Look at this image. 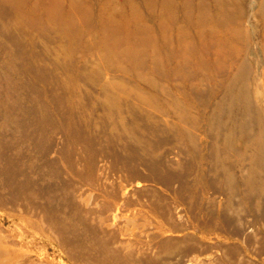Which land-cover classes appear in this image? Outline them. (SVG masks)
Instances as JSON below:
<instances>
[{
	"label": "rangeland",
	"instance_id": "obj_1",
	"mask_svg": "<svg viewBox=\"0 0 264 264\" xmlns=\"http://www.w3.org/2000/svg\"><path fill=\"white\" fill-rule=\"evenodd\" d=\"M0 1V186L3 141L13 142L33 189L57 190L62 215L75 204L88 217L73 236L91 264H264V0ZM28 56L43 80L25 69ZM117 86L123 118L107 119L102 94ZM56 97L88 122L87 137L149 134L144 145L165 166L133 167L139 176L127 182L128 170L96 157L89 184L77 175L89 153L64 132ZM34 105L58 127L39 146L27 134ZM22 208H0V264L19 251L34 264H86L40 232L42 214Z\"/></svg>",
	"mask_w": 264,
	"mask_h": 264
},
{
	"label": "bare ground",
	"instance_id": "obj_2",
	"mask_svg": "<svg viewBox=\"0 0 264 264\" xmlns=\"http://www.w3.org/2000/svg\"><path fill=\"white\" fill-rule=\"evenodd\" d=\"M263 12H264V4L262 5L261 13H263ZM207 15H208V13H207ZM208 21L209 20H207L206 22L209 23ZM219 22L220 23L214 24L213 28L215 27L216 29H219L218 26L219 27H220V25L225 26L229 23L224 18L220 19ZM210 23H211V21H210ZM221 28H223V27H221ZM238 34H240V33H238ZM238 34H233V36L235 38H237V36H239ZM231 35H230V37H231ZM235 51H238V50H235ZM37 59H32L28 56V59L25 60L26 61L25 69L27 70V72L32 73L34 78L39 79V80H43V78L45 76L41 72L44 70L45 67H43V66L39 67L37 65H34L33 63ZM71 64H72V62H71ZM58 67L59 66H57V68ZM66 78H67V76H66ZM48 81L49 80H47V82ZM68 81H70V80H68ZM76 82H78L77 79H76ZM77 84H79V83H77ZM44 85H45V83H44ZM68 86L69 85L67 83L62 82L59 87L63 91H66V90H68ZM43 90H45V89H43ZM120 90H121L120 86H117L115 88V92L110 90V88H109V91H107V92L104 89V92L102 94L104 97H103V99H101L102 107L105 110L103 115H102L103 117H105L107 119H111L115 116L123 118L124 111H123L122 105L124 104V102L127 103V101L123 97L120 96V93H119ZM71 91H72V89H71ZM65 101H66V99H65ZM55 103H56V107H55L56 113L63 120H66V117H67V126H65L63 128L66 135L67 136L72 135L73 137H75L74 140L77 143L80 142L81 144H83L84 147L86 148L85 151L87 150L88 151L87 153H89L90 158H87L85 156V162L86 163L84 162L86 167H87V172H85L86 174L83 172L81 173L80 171L77 172V175L80 176L81 178L88 179L89 184H91V185L97 184V179L95 177L96 168H97V166L95 164L97 161L96 157L110 158L114 162L112 165V168H111L112 171H114V172H119L122 170H126V171L128 170V172H129V171H131V169L133 167H136L139 165H146L147 167L152 168L153 170L161 168L162 166H165V163L162 164V163L156 161L153 157V153H152L153 150H151V148H149L148 146L144 145L146 142L145 141L146 136L149 134H147V135L143 134L142 136H140L138 138H134L131 134H128V132H125V133H122V132H107V133L103 132L102 136L97 135V136L87 137L85 129H86V123H88V122H86V120H84L83 118H78L77 114L73 111V108H68V105L64 104L65 102L63 99L56 97ZM67 103H69V102H67ZM72 103H74V102H72ZM39 104L41 105L40 102H39ZM131 109H133L132 104H130L128 106V110H131ZM30 112H31V115H33L34 120H36L37 126L34 127L33 131L27 132V134H28V136H32V138L36 141V144L38 146L43 145V142L41 140L42 134L45 131L53 133L55 129L58 130V127L56 128L57 124L53 120L51 114H49V115L46 113L43 114L41 108H39V107L35 108V105L33 106V109H31ZM132 113H135V115L138 119L146 118L145 116H143L139 112H132ZM149 126H150V124H149ZM152 126L153 125L151 124V126L149 127V130L151 129ZM27 134H25V135L27 136ZM98 144L100 145L99 149H97L95 147ZM259 144H260V149L261 148L263 149L264 148L263 142H262V144L261 143H259ZM3 147L5 150V152H4L5 160L3 162L2 171L4 172V175H5V181H4V185L0 186V208L9 212L10 210H12V211L19 210V206H21L24 208V212L33 213V214H42V216L40 218H41V220L43 219V221L46 223V226L40 227V230H41L40 232L41 233H48L49 236L53 237L56 241H58V243L61 246L65 247L67 249L66 252L70 255V258H72L74 260H78V261L83 260L86 264L87 263L91 264V262L89 261V257H88V251L85 250V248L82 251L81 250L76 251V250H78L77 244H79L80 241L76 237L73 236V234H74L73 231L76 230L75 226H77L78 222L87 221L88 217L81 215V208L75 204L72 208L74 210V212L72 213V216L62 215L60 207L56 205V203H59V198L56 194L57 190H54V189L40 190L39 189L38 191L37 190L35 191L33 189V187L31 186L32 185L31 184L32 179L27 174L24 163L21 162L22 157L24 156L23 152H21V153L13 152L14 151L13 148L15 147V146H13V142L9 143V142L3 141ZM257 154L259 155V152ZM136 176H139V175L129 172V174L125 177V180L127 182H132L136 179ZM154 178L158 179L159 181L162 179L159 175L153 174L149 178V180H152ZM225 181L230 182V184L234 183L233 177L230 176V174L226 175ZM166 184H167V182H166ZM238 184L240 186H244V185L248 186L249 185L248 181L245 179H242ZM167 185L170 186V182ZM3 189H6L7 192L2 193L1 191ZM232 190H233L232 193H235L236 188H234ZM260 194L264 195V188L260 189ZM47 195H50L52 197L49 204L43 203L39 200L40 196L43 197V196H47ZM108 196H109L108 198H112L113 200H115V198L118 196V193H114V195L110 194ZM20 201H22V202L20 203ZM112 204H113V202L108 203L107 207H109V208L112 207ZM149 209H150V211L159 212V207L155 204V202H153L149 205ZM8 215H10V214H8V213L4 214V216H8ZM28 222H29V224H32V225L35 224V222H32V221H28ZM4 252H6V250ZM7 253L9 254V252H7ZM104 256H105V259H106V257L108 259V254H104ZM28 262H30V264H34V261L29 260V258L25 255V253H23L22 251H19V252L14 253L13 259L11 261H9L7 264H26ZM105 264H109V263H105Z\"/></svg>",
	"mask_w": 264,
	"mask_h": 264
}]
</instances>
